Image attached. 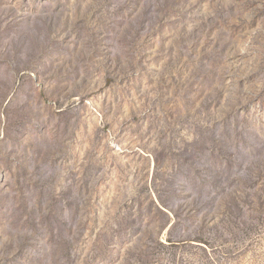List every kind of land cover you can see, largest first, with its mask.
Listing matches in <instances>:
<instances>
[{
    "label": "rangeland",
    "instance_id": "obj_1",
    "mask_svg": "<svg viewBox=\"0 0 264 264\" xmlns=\"http://www.w3.org/2000/svg\"><path fill=\"white\" fill-rule=\"evenodd\" d=\"M0 264H264V0H0Z\"/></svg>",
    "mask_w": 264,
    "mask_h": 264
}]
</instances>
